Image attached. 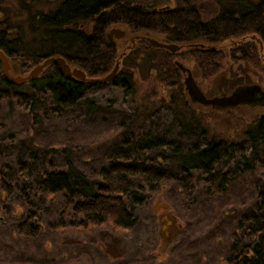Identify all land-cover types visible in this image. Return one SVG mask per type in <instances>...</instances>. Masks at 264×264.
I'll list each match as a JSON object with an SVG mask.
<instances>
[{
	"label": "rangeland",
	"instance_id": "rangeland-1",
	"mask_svg": "<svg viewBox=\"0 0 264 264\" xmlns=\"http://www.w3.org/2000/svg\"><path fill=\"white\" fill-rule=\"evenodd\" d=\"M61 1L0 0V29L7 21L8 26L26 25L29 16L47 14ZM166 4L170 7L173 2L162 0L161 6ZM218 10L214 1L203 2L202 20L212 19ZM111 30L125 35L117 39L113 33L109 38ZM106 32L115 47L118 71L123 58L140 41L164 42L156 34L134 33L122 24ZM246 44L255 46L262 70L231 59V51ZM179 46L172 53L174 61L191 71L206 98L229 95L251 84L264 92V40L257 33ZM192 48L219 52L220 68L213 78L202 79L193 60L179 57ZM147 56L139 57L130 69L133 89L126 97L111 80L91 85L75 107L63 108L48 94L32 95L25 82L21 85L25 84L22 91L28 94L27 101L10 98L1 102L0 180L13 191L7 195L0 181V264H227L236 255L232 254L233 235L241 240L237 253L256 243L245 234L246 223L241 218L254 212L263 197L264 127L258 126V120L264 118V102L219 109L193 102L185 91V103L178 106L181 100L173 99L174 87L154 73L158 56L150 60ZM8 65L10 75L26 76L37 64L25 68L21 59L8 57ZM0 68L2 72L1 63ZM180 77L184 84L186 74L181 72ZM233 83L239 84L230 90ZM212 140L224 146L215 171L230 174V184L213 193L206 176L192 171L193 181L185 190L179 172L181 154ZM159 143L164 144L161 150ZM24 164L29 170L19 168ZM69 164L91 188L102 183L101 172L114 164L155 167L164 178L155 183L141 173L129 177L133 187L124 204L136 220L132 231L110 224L80 231L75 227L73 206L61 194L37 189L43 172L66 171ZM29 214L42 228L34 238L20 237L16 225Z\"/></svg>",
	"mask_w": 264,
	"mask_h": 264
},
{
	"label": "trees",
	"instance_id": "trees-1",
	"mask_svg": "<svg viewBox=\"0 0 264 264\" xmlns=\"http://www.w3.org/2000/svg\"><path fill=\"white\" fill-rule=\"evenodd\" d=\"M205 1H214L219 5L217 14L208 21H203L200 13L201 4ZM172 2L166 9L161 6L162 0H62L47 14H38L34 18L29 16L26 25L8 26L7 21V26L0 29V50L9 59H21L25 68L40 64L48 57H62L70 66L83 70L88 77H101L110 72L115 64V47L106 31L116 24H122L134 33L156 34L164 42L177 45L197 40L221 42L248 31L257 33L264 40V0ZM142 55H148V60L158 56L155 75L167 86L174 87L176 98L173 99L181 100L177 102L178 106L184 105L186 90L180 77L181 71L175 65L174 54L153 48L145 41H140V46L123 58L122 67L111 84L119 86L125 97L129 96L133 89L130 69ZM185 55L195 62L202 79L213 78L220 68V54L217 51L192 48L179 57ZM230 55L233 61L248 62L255 69L262 70L254 45L246 44L231 51ZM26 84L32 95L48 94L55 105L63 108L75 107L84 98L86 90L92 87L64 77L56 66H48L37 78ZM238 84H231L230 90ZM24 85L9 84L0 68V106L2 101L10 98L27 101L28 94L22 91ZM258 126L264 127V118L258 120ZM162 145L159 143L157 148L161 150ZM223 152V144L212 140L203 147L192 146L182 153L179 172L185 190L190 189L193 181L192 171H199L206 176V184L213 193H220L226 188L232 179L230 174L215 171ZM260 166L264 168V162ZM19 168L29 170L26 164ZM157 170L155 167L140 169L134 164H114L101 172L102 183L91 188L87 186L84 176L69 164L66 171L43 172L37 189L50 195L61 194L63 200L73 206L72 216L77 219L75 227L80 231L104 224L122 231H132L136 220L124 204V198L133 187L129 177L141 173L158 183L164 175ZM0 181L2 189L10 195L13 187ZM242 222L246 223L245 234L256 243L252 247H242L237 253L235 248L241 240L236 234L233 235L235 244L232 254L236 255H232L227 264H264V188L258 208L242 216ZM41 228L42 225L32 214L16 225L18 235L24 238L36 237Z\"/></svg>",
	"mask_w": 264,
	"mask_h": 264
},
{
	"label": "water",
	"instance_id": "water-1",
	"mask_svg": "<svg viewBox=\"0 0 264 264\" xmlns=\"http://www.w3.org/2000/svg\"><path fill=\"white\" fill-rule=\"evenodd\" d=\"M170 2L173 0H164V2ZM162 8L168 9V4L163 5ZM115 37L122 38L125 35V32L121 30H111L109 33V38L111 34ZM153 48L164 49L170 53L177 52L180 49V46L177 44H171L167 42L157 41L152 38H146ZM0 63L2 67V73L5 80L12 85H21L25 82H28L36 78L46 67L56 66L59 72L66 78L71 80H76L82 84L86 85H96V84H107L110 83L116 76L118 71V63L114 65L112 70L102 76V77H88L81 69L76 67H71L64 58L62 57H48L42 63L37 64L26 76H12L9 73L8 57L0 50ZM177 68L184 74L186 77L184 79V87L189 95L190 99L193 102H199L204 105H211L215 108H227V107H236V105L249 104L253 106L255 104H262L264 102V92L260 89L258 85H245L239 86L232 90L229 95L221 93V96H215L212 99H208L200 91L199 87L195 84L193 80L191 71L184 67L181 63L175 62Z\"/></svg>",
	"mask_w": 264,
	"mask_h": 264
},
{
	"label": "flooded vegetation",
	"instance_id": "flooded-vegetation-1",
	"mask_svg": "<svg viewBox=\"0 0 264 264\" xmlns=\"http://www.w3.org/2000/svg\"><path fill=\"white\" fill-rule=\"evenodd\" d=\"M168 226V224H166V227Z\"/></svg>",
	"mask_w": 264,
	"mask_h": 264
}]
</instances>
